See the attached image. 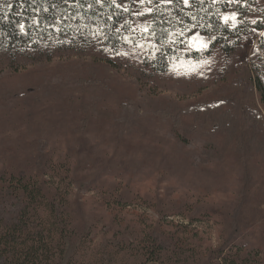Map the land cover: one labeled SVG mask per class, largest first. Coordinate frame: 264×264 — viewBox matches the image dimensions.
Wrapping results in <instances>:
<instances>
[{
    "label": "rangeland",
    "instance_id": "1",
    "mask_svg": "<svg viewBox=\"0 0 264 264\" xmlns=\"http://www.w3.org/2000/svg\"><path fill=\"white\" fill-rule=\"evenodd\" d=\"M238 1L208 0L230 26L261 17L264 0L244 2L243 15ZM171 2L134 0L117 54L49 30L37 51L0 50V174L37 175L56 193L61 225L39 209L36 227L50 229L57 264H159L148 253L157 232L193 244L184 256L195 260L238 233L264 240V156L249 144L251 108L264 114L253 68L263 31L225 57ZM155 18L170 23L165 45L149 34ZM197 103H222L245 139L225 135V146Z\"/></svg>",
    "mask_w": 264,
    "mask_h": 264
},
{
    "label": "trees",
    "instance_id": "2",
    "mask_svg": "<svg viewBox=\"0 0 264 264\" xmlns=\"http://www.w3.org/2000/svg\"><path fill=\"white\" fill-rule=\"evenodd\" d=\"M124 1L130 5L129 9L121 7ZM156 1L162 7L161 0ZM238 2L237 8L243 15V3L247 0ZM133 3L134 0H0V50L31 48L32 51H37L42 48L39 46L41 35L49 30L54 37L59 35L63 41H95L109 55L117 54L127 42V31L132 30ZM170 8L172 12L180 14L181 8L187 9L190 14L186 13L184 16L191 22L189 26L208 35L212 47L220 46L225 57H236L243 46L244 38L254 36L257 30L263 31L258 40V48L253 54V68L254 86L264 104V8L258 20L242 21L236 26L224 23L220 13L215 14L212 11L208 0H193L192 5L186 7L183 0H172ZM224 8L225 6L222 7ZM169 26L170 23L155 18L149 34L155 42L165 45L168 42ZM152 57L160 64L161 49H153ZM221 104L197 103L193 108L196 115H206L213 121L214 130L217 134H222L220 136L223 140L225 135L229 141L239 140L240 137L245 139L242 132L245 124L239 118H234ZM251 109L256 123L255 132H250L254 137L250 139L249 144L256 143L264 156V114L255 106ZM235 132L238 135L234 136ZM224 144L226 146L228 142L224 140ZM235 148L236 144L232 149ZM45 181L48 183L44 178L37 175L33 178L26 173L0 174V264L58 263L51 259L49 253L52 249L47 246V238H52V235H48L50 229L45 226L36 227L39 209L49 211L50 217L53 218L51 224L56 219L61 225L63 217L58 211L60 204L55 200L56 193L52 194V188L50 189ZM240 212L241 210L232 217L237 219ZM157 233L152 242L156 248H152L148 253L151 259L159 264L163 262V254L170 255L169 264H264L262 232L258 234L263 240L261 242L246 241L240 233L235 234L219 249L210 251L207 258L202 257L201 260L184 256L195 248L193 244L170 234ZM172 245L175 246L173 251ZM186 245L188 250L184 248ZM173 256L177 259L172 258Z\"/></svg>",
    "mask_w": 264,
    "mask_h": 264
}]
</instances>
